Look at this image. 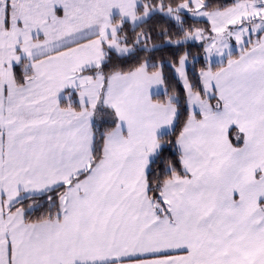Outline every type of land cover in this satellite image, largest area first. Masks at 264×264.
<instances>
[{
	"label": "snow or ice",
	"instance_id": "6c2138e0",
	"mask_svg": "<svg viewBox=\"0 0 264 264\" xmlns=\"http://www.w3.org/2000/svg\"><path fill=\"white\" fill-rule=\"evenodd\" d=\"M0 264H264V0H0Z\"/></svg>",
	"mask_w": 264,
	"mask_h": 264
}]
</instances>
